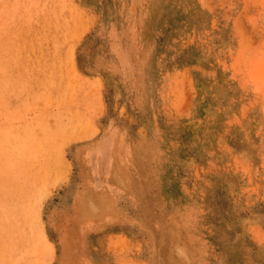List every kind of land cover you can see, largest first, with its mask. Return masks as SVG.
<instances>
[{
	"label": "rangeland",
	"instance_id": "obj_1",
	"mask_svg": "<svg viewBox=\"0 0 264 264\" xmlns=\"http://www.w3.org/2000/svg\"><path fill=\"white\" fill-rule=\"evenodd\" d=\"M0 206V264H264V0H0Z\"/></svg>",
	"mask_w": 264,
	"mask_h": 264
},
{
	"label": "bare ground",
	"instance_id": "obj_2",
	"mask_svg": "<svg viewBox=\"0 0 264 264\" xmlns=\"http://www.w3.org/2000/svg\"><path fill=\"white\" fill-rule=\"evenodd\" d=\"M121 136L120 132L118 130H115V129H111V128H105L102 130V135L100 138L97 139L96 141V144L95 145H90L89 147H84L82 149H76L74 154H73V158L75 160V163H76V166H77V170H78V179L80 182H83L84 184H89L91 186L89 187H93L95 188V186L99 183V182H96L93 178V169H92V161H91V154H96L97 157H101V156H106L107 158V165H108V168H112L113 166H117V165H120V166H124L125 162L128 161L134 154H135V151H134V148L128 146V147H122V146H119L117 143L120 142L119 139ZM112 157V159L110 160V158ZM114 157V159H113ZM114 160V161H112ZM102 162V161H101ZM98 172V171H97ZM129 173V172H128ZM96 179V178H95ZM89 194L88 196V202L92 201L93 197H94V193L97 194V191H94L93 188L87 192ZM86 194V196L88 195ZM74 198L76 199V201H82V198L79 194H74ZM86 202V201H85ZM21 203H24V202H21ZM21 205V204H20ZM23 206V204H22ZM31 206V205H30ZM29 205L26 206L25 209H27V212H25V217L28 218L30 217V212H29ZM3 207L5 208V206L3 205ZM0 206V208H3ZM23 208V207H22ZM4 210V209H3ZM10 210V208H9ZM13 210V209H12ZM24 210V209H23ZM6 211V210H5ZM8 211V210H7ZM6 211V212H7ZM25 211V210H24ZM33 211V210H32ZM87 211V210H86ZM4 212V211H3ZM5 212V213H6ZM10 212V211H9ZM8 212V213H9ZM2 213V211H1ZM12 213V212H11ZM15 213V212H14ZM3 214V213H2ZM23 214V213H22ZM89 214V213H88ZM14 215V214H13ZM39 215V214H38ZM1 216V215H0ZM9 216V214H8ZM19 216V215H18ZM9 218V217H8ZM19 218V217H18ZM91 218V217H90ZM89 218V219H90ZM14 219V218H13ZM17 219V218H16ZM3 220V219H2ZM27 220V219H26ZM30 220V218H29ZM4 221V220H3ZM8 221V220H7ZM5 221V222H7ZM19 222V221H17ZM31 222V220H30ZM40 222V220H39ZM20 223H21V220H20ZM42 223V222H41ZM6 224V223H5ZM7 224H10V223H7ZM16 224V223H15ZM26 224V223H25ZM35 224V223H34ZM13 226V224H11ZM32 225V224H31ZM39 225V224H38ZM30 226V225H29ZM3 227V226H2ZM9 227V226H8ZM21 227V226H19ZM24 227V226H23ZM33 227V226H31ZM5 228V226H4ZM13 227H11L10 229L12 230ZM22 228V227H21ZM38 228V226H37ZM24 229V228H22ZM16 229H14L15 231ZM25 230V229H24ZM38 230V229H37ZM22 230L18 231L17 233L21 232ZM26 231V230H25ZM24 231V232H25ZM40 231V229H39ZM11 232V231H10ZM23 232V231H22ZM31 232V231H30ZM29 231L25 232L28 236L30 234ZM41 232V235L43 237L44 234H42V231ZM1 233V232H0ZM16 233V234H17ZM33 233V232H32ZM39 233V232H38ZM44 233V232H43ZM6 234V233H5ZM15 234V235H16ZM34 234V233H33ZM18 235V234H17ZM24 235V234H23ZM22 235V237H23ZM4 236V235H3ZM39 236V234H38ZM16 237V236H15ZM26 237V235H25ZM2 238V237H1ZM4 238V237H3ZM6 238V237H5ZM8 238V237H7ZM6 238V239H7ZM28 238V237H27ZM17 239V238H16ZM20 239V238H18ZM40 239V238H39ZM11 240V239H10ZM15 240V239H14ZM2 241V240H1ZM42 241V240H41ZM40 241V242H41ZM27 242V241H26ZM33 242V240H32ZM17 243H18V240H17ZM30 243V242H29ZM93 243V242H92ZM7 246V245H6ZM5 246V247H6ZM16 247V246H15ZM44 247V246H43ZM3 248V247H2ZM33 248V247H32ZM11 249V247H10ZM45 249V248H44ZM5 250V249H4ZM38 250V249H37ZM6 251V250H5Z\"/></svg>",
	"mask_w": 264,
	"mask_h": 264
}]
</instances>
